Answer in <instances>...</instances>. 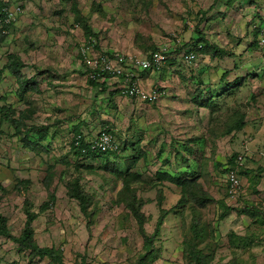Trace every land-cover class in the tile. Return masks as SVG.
Returning a JSON list of instances; mask_svg holds the SVG:
<instances>
[{"label": "rangeland", "instance_id": "obj_1", "mask_svg": "<svg viewBox=\"0 0 264 264\" xmlns=\"http://www.w3.org/2000/svg\"><path fill=\"white\" fill-rule=\"evenodd\" d=\"M2 1L23 12L0 44V264L252 262L239 226L264 212L252 192L264 185V0ZM176 38L204 46L194 66L141 72L166 91L158 102L89 86L84 47L148 55ZM104 129L119 151L70 149L74 133Z\"/></svg>", "mask_w": 264, "mask_h": 264}, {"label": "built area", "instance_id": "obj_2", "mask_svg": "<svg viewBox=\"0 0 264 264\" xmlns=\"http://www.w3.org/2000/svg\"><path fill=\"white\" fill-rule=\"evenodd\" d=\"M21 11L18 6L14 10H7L6 17L0 19V29L3 32L4 22L8 23L15 18V15ZM176 43L181 46L172 47L171 45L155 49L151 54H119L114 56L98 53L90 55L89 48L83 49V55L86 64L90 67L88 76L90 79L101 82L108 76L109 82L117 84V88L125 92L131 98H136L142 102H155L165 93L160 85H153L146 88L141 83L138 73L141 70L160 69L171 59L184 62L187 66H194L198 59L197 47L186 48L179 38ZM260 43L264 47V34L260 37ZM184 48V49H183ZM80 137V136H79ZM79 142L77 141L76 144ZM93 149L107 151L117 150L119 143L112 131L109 129L101 130L92 140H90ZM85 151V149L83 150ZM243 159V156H239ZM228 181L230 183L229 192L231 196H236L243 186V183L234 170L228 172Z\"/></svg>", "mask_w": 264, "mask_h": 264}, {"label": "trees", "instance_id": "obj_3", "mask_svg": "<svg viewBox=\"0 0 264 264\" xmlns=\"http://www.w3.org/2000/svg\"><path fill=\"white\" fill-rule=\"evenodd\" d=\"M3 7H4V2L2 0H0V19H2V16H4V12H3L4 8ZM19 7L21 8V11H23L22 7L21 6H19ZM18 15H19V13H17V16ZM13 24H14V22H12L10 24L6 23V24L3 25V28L5 30H8L9 27L12 26ZM76 26H77V24H76ZM196 30H197L196 31V36H198L197 39L200 40V37L202 35L201 31L198 28ZM6 34H7V31L3 32L2 29H0V44L4 41V38H5ZM204 42L208 43V41L206 39H205ZM200 43L202 44V46H204L202 42H196V43H194L195 44L194 46H197V44H200ZM89 44H91L93 46V43L89 42ZM191 45L192 44H187L186 43L184 46H186V48H191ZM149 54H151V52ZM12 57L13 56H11V58ZM81 59L84 62V64L86 65L87 70H89V67L86 64V61H85V58H84L83 55H81ZM13 65H14V63L12 62L11 66H13ZM15 66H17V64H15ZM2 73H3L2 72V67H0V78H1V74ZM87 76H88V74H87ZM88 78H89V76H88ZM16 80H17V82L19 84V94L23 95L24 91L26 90V88L28 86V81L27 80H23L20 75H16ZM89 81H90V83H89L90 85L89 86H91L92 90L95 91V93H98V94L99 93H104V92H106L108 90V87H109L108 76L105 77V79L102 80L101 82H97V81L92 80L90 78H89ZM11 122L14 124V126L16 128V132L19 133V131H20V123L15 121V120H11ZM109 130L111 131V129H109ZM77 141L79 142L78 144H76ZM70 149H72L75 153H78V154H80L82 156H85V155H90V154H99V153L107 154V153H111V152H117V151L120 150V146H119V148L117 150H107V151L96 150V149L92 148L90 140H88L82 132H78V133H74L72 138H71ZM84 149H85V151H83ZM239 156H241V155H239ZM239 156H238L237 159H239ZM239 160H241V162H242V159H239ZM227 170H228V172H230L231 170H234L235 173L240 178L239 169H238L237 166H234V165L230 166L229 168H227ZM164 177L166 179L172 181V182L180 183V180H178L176 178H172V177L167 176V175H164ZM229 194H230V192H229ZM73 195H75L77 197H80L78 193H75ZM43 206L45 207L46 204L44 203ZM44 207H42L41 209L44 210ZM27 219H28L27 225L24 228V237L28 238L31 241L32 247H36V245L34 244L33 239H32V237H33L32 234L33 233H32L31 222L34 219V216L31 214V212L27 213ZM6 222H7V219L5 217H3L2 215H0V228L1 229H3L5 227ZM36 253H38L39 255L47 254L49 256H53V254H51L50 251L47 252L44 249H39ZM55 258H56V260L59 263H62L60 257H55Z\"/></svg>", "mask_w": 264, "mask_h": 264}, {"label": "crops", "instance_id": "obj_4", "mask_svg": "<svg viewBox=\"0 0 264 264\" xmlns=\"http://www.w3.org/2000/svg\"><path fill=\"white\" fill-rule=\"evenodd\" d=\"M264 182V178H263ZM262 189V190H261ZM261 190V191H260ZM245 194L247 190H244ZM253 196L256 197L258 201H261L260 207L264 209V185L263 183L252 188ZM262 196L260 198L259 196ZM259 215L254 221H251L249 213H244L243 215V227L239 226L240 235L245 236L243 239L245 242L251 243L250 248L253 253V261L249 264H264V212L256 210ZM255 232V236L252 233Z\"/></svg>", "mask_w": 264, "mask_h": 264}, {"label": "clouds", "instance_id": "obj_5", "mask_svg": "<svg viewBox=\"0 0 264 264\" xmlns=\"http://www.w3.org/2000/svg\"><path fill=\"white\" fill-rule=\"evenodd\" d=\"M14 9H15V8H14ZM14 9H13V10H14ZM7 10H12V9H5L4 16H2V18L6 17V12H7ZM22 12H23V11H20L19 14L22 13ZM16 16H17V15H15V18H16ZM15 18L12 19V20H10L7 24H10V23H12V22H15ZM4 24H6V22H5ZM4 24H3V25H4ZM6 31H8V30H6ZM184 45H185V44H184ZM184 45H183V47H186V46H184ZM194 45H195V44L191 45V47H197V51H199L200 48L202 47V44H201V43H200V44H197V46H194ZM86 47H88V46H86ZM86 47H84V48H86ZM262 47H263V46H262ZM84 48H83V49H84ZM88 48H90V47H88ZM83 49H82V55H83ZM93 51H94V50H93ZM95 52H97V53H92L90 50L88 51V53H89L90 55H98V53H103V54H109V55H111V56H114V54H115V53L101 52V51H98V50H96ZM83 56H84V55H83ZM198 58H199V56H198ZM197 60H198V59H197ZM87 66H88V65H87ZM164 66H165V65H164ZM88 67H89V66H88ZM89 68H90V67H89ZM162 68H163V67H162ZM143 71H150V70H141V71H139V73H138V77H139L141 83H142V80H141V72H143ZM88 72H89V70H88ZM106 77H107V76H106ZM109 83H110V82H109ZM142 84H143V83H142ZM143 86H145L146 88H150V87H152L153 85L151 84L149 87H147L146 84H143ZM108 88H109V87H108ZM163 89H164V88H163ZM115 90H116V91H119V92H123V91H121V90L118 89V88H115ZM165 93H166V91H165ZM165 93H164V94H165ZM164 94H163V95H164ZM163 95H162V96H163ZM162 96H161V97H162ZM161 97H160V98H161ZM158 101H159V100H158ZM158 101H155V102H145V103H156V102H158ZM92 139H93V138H92ZM243 159H244V156H243ZM243 159H242V160H243ZM241 181H242V179H241ZM242 187H243V186H242Z\"/></svg>", "mask_w": 264, "mask_h": 264}]
</instances>
